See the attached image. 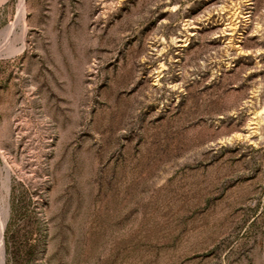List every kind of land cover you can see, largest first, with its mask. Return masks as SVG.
Instances as JSON below:
<instances>
[{
  "label": "rangeland",
  "instance_id": "374dc122",
  "mask_svg": "<svg viewBox=\"0 0 264 264\" xmlns=\"http://www.w3.org/2000/svg\"><path fill=\"white\" fill-rule=\"evenodd\" d=\"M20 3L5 264H264V0Z\"/></svg>",
  "mask_w": 264,
  "mask_h": 264
},
{
  "label": "bare ground",
  "instance_id": "6f19581e",
  "mask_svg": "<svg viewBox=\"0 0 264 264\" xmlns=\"http://www.w3.org/2000/svg\"><path fill=\"white\" fill-rule=\"evenodd\" d=\"M24 0H21V3H20V11L21 14H25V7H24ZM20 16V14H19ZM21 18V16L19 17ZM24 18L20 19L21 21H23ZM10 28V27H9ZM10 30V29H9ZM7 32H8V29H7ZM25 32V30H24ZM10 33V32H9ZM2 155V154H1ZM4 158V157H3ZM10 168V167H9ZM8 169V168H7ZM11 170V169H10ZM7 173V171H6ZM11 173V172H10ZM6 177V178H5ZM5 181L3 180L2 183L5 182V190H6V193L9 194V190H10V186H9V172L7 175H5ZM3 185V184H2ZM4 186V185H3ZM7 198V197H6ZM5 199V198H4ZM2 201V200H1ZM0 201V202H1ZM3 207L2 208V212H3V218L0 219V264H5V241H4V228H5V224H6V221H7V216H8V212H9V204H8V201L6 199L5 203H3ZM1 206V204H0ZM1 215V217H2Z\"/></svg>",
  "mask_w": 264,
  "mask_h": 264
}]
</instances>
